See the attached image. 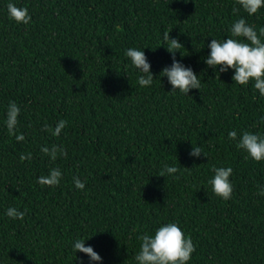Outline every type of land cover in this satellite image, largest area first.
I'll return each mask as SVG.
<instances>
[{"label":"trees","instance_id":"obj_1","mask_svg":"<svg viewBox=\"0 0 264 264\" xmlns=\"http://www.w3.org/2000/svg\"><path fill=\"white\" fill-rule=\"evenodd\" d=\"M8 3L26 7L31 22L10 19ZM240 18L259 33L264 7L249 16L236 0H0V264H90L73 251L76 239L99 264H136L139 237L167 223L196 247L187 264H264V160L228 138L264 136V97L253 81L235 83L234 69L205 63L211 40L230 38ZM166 31L184 46L176 60L201 80L188 95L160 76L172 64ZM128 48L144 51L150 86L138 84ZM10 101L20 142L6 127ZM61 119L59 136L43 130ZM53 144L67 156L41 152ZM165 164L179 171L159 176ZM214 167L233 169L229 200L208 183ZM52 168L59 185L38 184Z\"/></svg>","mask_w":264,"mask_h":264},{"label":"clouds","instance_id":"obj_2","mask_svg":"<svg viewBox=\"0 0 264 264\" xmlns=\"http://www.w3.org/2000/svg\"><path fill=\"white\" fill-rule=\"evenodd\" d=\"M236 2L249 16L256 14L261 7H264V0H236ZM234 11L237 10L234 9ZM7 12L9 18L18 24L27 25L31 22L32 18L26 7L18 8L14 3H8ZM169 33L167 31L164 33L163 40L167 45V51L172 53V64L164 67L160 76L167 77L169 84L172 85L170 92L175 93L178 90L180 93L188 95L191 89H200L201 80L191 67H186L176 60L175 53L184 46L179 42V38H170ZM230 33L231 37L226 40H211L208 44L210 54L205 59L206 65L213 69L219 66V72L234 69L232 79L235 83L243 86L253 81L254 88L264 97V41L260 38L264 36V27H261L258 33L255 26L247 23L244 18H240L232 23ZM181 55L183 56L182 53ZM125 56L130 59L131 65L140 73L138 84L141 87L150 86L154 78L150 71L151 65L144 51L128 48L125 51ZM19 114V106L10 101L6 113V127L8 134L15 136L18 142L25 139L23 134H16ZM67 123L66 120L61 119L54 128L46 124L43 130L51 132L53 136H59ZM228 138L236 141V147L244 150L248 157L254 161L264 160V136L243 131L238 137L237 132L233 130L228 132ZM41 152L53 161L58 156H67L62 145L53 144L51 147H42ZM201 153L203 151L200 146H193L189 155L199 157ZM26 159H31V153L21 154L20 160ZM178 171L177 167L165 164L159 176L173 175ZM212 171L214 177L208 183L212 186L213 193L223 200L231 199L233 185L230 177L233 174V169L231 167H214ZM61 179V170L52 168L47 175L39 176L37 183L41 186L52 187L58 186ZM73 182L77 189L83 190L85 188V183L79 177H73ZM258 194L264 195V189H261ZM6 215L12 219L23 220L25 213L14 207H9ZM139 239L141 244L140 250L135 256L136 264H187L196 251L191 238L186 237L176 223L164 224L155 231L154 235L144 234ZM86 240L76 239L73 243V251L87 255L90 258V264L91 262L99 264L102 257L91 246H85Z\"/></svg>","mask_w":264,"mask_h":264}]
</instances>
